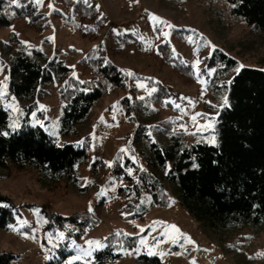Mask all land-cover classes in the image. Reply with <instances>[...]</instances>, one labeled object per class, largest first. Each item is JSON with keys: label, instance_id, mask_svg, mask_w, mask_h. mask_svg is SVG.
Listing matches in <instances>:
<instances>
[{"label": "trees", "instance_id": "1", "mask_svg": "<svg viewBox=\"0 0 264 264\" xmlns=\"http://www.w3.org/2000/svg\"><path fill=\"white\" fill-rule=\"evenodd\" d=\"M54 1L59 6L51 15L61 22L62 29L91 41L99 38L106 19L95 0ZM202 1L212 5L222 0ZM223 2L232 16L254 31L264 33V0ZM18 5L0 0V28L26 19L28 29L38 34L46 30V16L33 0H18ZM173 35L180 40L185 38L177 29ZM117 41L121 46L142 45L132 33L118 35ZM118 50L102 42L90 48L78 61L89 71L81 83L62 59L50 58L39 49L27 47L15 32L7 41H0V52L8 62L5 72L9 93L27 110L20 127L12 131L9 113L0 106V170H31L48 189L57 180H63L85 192L89 186L80 185L78 167L90 161L89 139L85 137L80 144L58 142L42 127L30 125L28 116L37 101L47 95V88L55 83L62 102L60 133L79 137V125L98 101L118 94L122 95L119 104L126 118L135 124L131 135L125 138L130 142L127 147L136 155L133 159L119 151L109 166L121 199L118 210L121 218H142L153 208L165 207L172 191L195 220L214 233L264 225V68L241 64L221 48L204 56L201 71L205 74L211 71L206 90L213 100L205 105L210 112H216L215 143L209 142L207 132H195L187 143L185 131L178 125L182 119L176 116L175 120L171 117L157 123L154 118L153 104L171 109L169 100L178 99V93L156 82L155 91L147 99L137 98V89L128 84L126 75L114 61ZM154 51L183 83L196 82L198 76L193 67L174 54L168 43L159 41ZM238 65H243L239 73L235 71ZM103 166H106L104 162L96 158L90 164V171L96 173ZM41 211L51 224L60 227L72 224L78 230L74 232L78 237L98 223L88 210L70 216ZM17 214L12 200L0 194V228H8ZM138 238L139 235L110 232L104 248L95 251L87 264H113L120 256V249L136 247ZM15 257L11 252H0V264H11ZM138 259L147 264L160 263L156 256L142 254Z\"/></svg>", "mask_w": 264, "mask_h": 264}, {"label": "rangeland", "instance_id": "2", "mask_svg": "<svg viewBox=\"0 0 264 264\" xmlns=\"http://www.w3.org/2000/svg\"><path fill=\"white\" fill-rule=\"evenodd\" d=\"M33 2L46 16V30L38 34L26 27V19H20L9 27L0 28V41H7L10 34L15 32L27 47L39 49L50 58L62 59L71 68V74L81 81L87 79L89 71L78 63L79 59L100 42L107 47L114 46L119 49L114 57L115 63L125 75L127 72L133 73L126 77L128 84L137 89V98L147 99L156 89V82L178 93V99L169 100L171 109L153 104L156 109L154 118L157 123L165 118L175 117V120L176 116L182 119L178 125L185 131L187 143L192 141L195 132H207L209 142L215 143L213 130L216 112H210L205 105L213 103L206 90L207 77L211 71L208 70V74L201 71L203 57L210 55L213 49L203 44L201 38L236 57L241 64L264 68V33L254 31L241 19L232 16L223 0L212 5L202 0H95L106 19L95 41L62 29L61 22L51 15L52 10L59 6L54 0ZM149 13L173 27L155 25L149 19ZM175 29L184 33L183 40L173 35ZM164 32L169 33L167 38L162 34ZM124 33H132L142 45L121 46L117 36ZM159 41L168 43L183 62L192 66L199 61L193 68L198 76L196 82L183 83L171 66L162 63L154 51ZM7 64L6 57L0 52V82H5L7 78L6 84H0L5 92V97L0 99V106L8 111L9 127L14 131L20 127L27 110L9 93L8 75L5 72ZM138 84L144 86L138 87ZM47 90V95L38 100L30 112L28 123L42 127L58 142L80 144L85 137L89 139L90 161L78 167L80 185L89 188L80 192L75 186L57 180L48 189L34 171H18L14 168L0 170V194L9 197L18 210L10 225L19 228V232L9 226L0 228V252H11L16 256L11 264L89 262L94 252L102 248L99 245L90 246L87 241H99L105 245L106 236L113 231L130 236L139 235L137 246L121 248L120 256L113 264H147L138 259L142 254L158 257L159 264H193V261L195 264H264V225L244 226L225 234L214 233L199 224L172 191L165 207L153 208L142 218H121L118 215L121 199L109 165L121 149L125 150L122 153L136 158L127 147L130 142L125 137L131 135L135 124L126 118L119 104L122 95L102 97L91 109L88 118L79 125V137H71L62 135L59 130L62 102L56 84H51ZM96 158L106 166L92 173L90 164ZM137 162L141 165L140 160ZM42 209L62 216L88 210L95 215L98 223L78 237L74 233L78 230L73 229L72 224L66 223L65 227L51 224ZM166 225H175L179 232L168 228L167 237L161 236L166 231ZM180 233L189 237L192 243L184 242ZM154 238L162 242L157 244ZM141 239L145 244L140 243ZM89 248L94 249L92 255L83 256L82 250ZM149 251L155 254L149 255ZM77 256L81 258L73 259Z\"/></svg>", "mask_w": 264, "mask_h": 264}, {"label": "snow or ice", "instance_id": "3", "mask_svg": "<svg viewBox=\"0 0 264 264\" xmlns=\"http://www.w3.org/2000/svg\"><path fill=\"white\" fill-rule=\"evenodd\" d=\"M11 2H12V4H15V5L19 6V5H18V0H11ZM37 2H39V0H37ZM49 7L51 8L52 5H49ZM148 15H149V19H150L151 21H153V23H154L155 25H164V26H167L168 28H172V27H173V26H172L171 24H169L167 21L163 20L162 18H159V17L155 16L154 14L149 13ZM193 31H194V30H193ZM162 34L164 35L165 38H167V36L169 35V33H167V32H164V33H162ZM201 39H202V43H203V44H207V46H209L210 48H212L213 50H215V46H214V45H211V43L208 42V41H204L203 38H201ZM189 42H191V37H189ZM22 43H23V42H22ZM197 64H199V61H196V62L192 65V67H193V68H196ZM242 67H243V65H238V66L236 67L235 71H236L237 73H239V71H240V69H241ZM74 75H75V73H74ZM126 75H128V76H132L133 73H131V72H127ZM209 75H211V72H209ZM6 80H7V78H6ZM6 80H5V82H0V84H6ZM81 83H83V81H81ZM229 83H231V81H229ZM143 86H144L143 84H138V87H143ZM153 91H155V89H153ZM4 97H5V92H4L3 88H0V99H3ZM224 104L227 105V98H225V100H224ZM9 106H11V105H9ZM41 107H42V106H41ZM114 107H115V106H114ZM176 107H179V105H176ZM192 119L195 120V117H193ZM121 151L123 152V151H125V150H124V149H121ZM109 166H111V165H109ZM194 167H196V165H194ZM129 174H131V170H129ZM89 210L91 211V208H89ZM26 223H27V222H24V224H26ZM23 226H24V225L22 224L21 227H23ZM9 228L12 229L13 231H17V232H19V228H14V227L11 226V225H9ZM165 228H166V231L163 232V233H161V236L167 237V235H168V233H167V229H168V228H171V229H173L174 231L179 232V229L176 228L175 225H166ZM141 231H143V229H141ZM60 235H61V237L63 236L62 233H61ZM117 235H119V233H117ZM180 236L183 237L184 242H186V243H192L191 239H190L189 237H187L185 234L180 233ZM154 239H156V243H157V244H159V243L162 242L159 238H154ZM174 242H175V241H174ZM87 243H88L90 246H91V245H99L100 248H103V247L105 246V245H101L99 241H87ZM140 243L143 245V244H145V241H144L143 239H141ZM93 250H94V249H92V248H89V249H87V250H82V251H83V256H85V257H90V256L92 255V251H93ZM137 251H138V250H137ZM129 254H131V253H129ZM148 254H149V255H153V254H155V253H153L152 251H149ZM80 258H81L80 256H77V257H74L73 259H80ZM85 264H87V261L85 262ZM193 264H195L194 261H193Z\"/></svg>", "mask_w": 264, "mask_h": 264}]
</instances>
